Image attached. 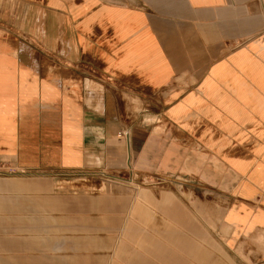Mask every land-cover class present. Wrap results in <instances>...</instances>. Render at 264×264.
Masks as SVG:
<instances>
[{
	"label": "crops",
	"instance_id": "0c3cea01",
	"mask_svg": "<svg viewBox=\"0 0 264 264\" xmlns=\"http://www.w3.org/2000/svg\"><path fill=\"white\" fill-rule=\"evenodd\" d=\"M227 253L264 259V0H0V264Z\"/></svg>",
	"mask_w": 264,
	"mask_h": 264
},
{
	"label": "rangeland",
	"instance_id": "374dc122",
	"mask_svg": "<svg viewBox=\"0 0 264 264\" xmlns=\"http://www.w3.org/2000/svg\"><path fill=\"white\" fill-rule=\"evenodd\" d=\"M240 260V259H238ZM236 259L233 258L231 255H229L227 253V264H236ZM245 262H248V264H264V259H256L254 261L250 260V259H247V260H244Z\"/></svg>",
	"mask_w": 264,
	"mask_h": 264
},
{
	"label": "built area",
	"instance_id": "2783aa9c",
	"mask_svg": "<svg viewBox=\"0 0 264 264\" xmlns=\"http://www.w3.org/2000/svg\"><path fill=\"white\" fill-rule=\"evenodd\" d=\"M118 134H119V135H125V136H128V135H129V132H128V130L126 129V130L120 131Z\"/></svg>",
	"mask_w": 264,
	"mask_h": 264
}]
</instances>
